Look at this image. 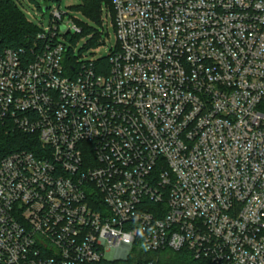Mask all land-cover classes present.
Here are the masks:
<instances>
[{"label":"built area","instance_id":"1","mask_svg":"<svg viewBox=\"0 0 264 264\" xmlns=\"http://www.w3.org/2000/svg\"><path fill=\"white\" fill-rule=\"evenodd\" d=\"M112 3L105 74L61 5L0 39V129L37 141L0 155V264H264V0Z\"/></svg>","mask_w":264,"mask_h":264},{"label":"trees","instance_id":"2","mask_svg":"<svg viewBox=\"0 0 264 264\" xmlns=\"http://www.w3.org/2000/svg\"><path fill=\"white\" fill-rule=\"evenodd\" d=\"M55 1L58 2V5H61L62 0ZM38 7L40 8L39 5ZM105 7L109 14H111L113 20L115 11L112 0H80L79 4L71 8L83 14L89 21L101 25V23H103L102 15ZM75 23L82 28V33L76 35L89 36L85 45L80 49L81 54L103 43V33L91 26L90 23L81 20H76ZM41 30L42 28L40 26L28 20V17L20 8L18 0H0V39L5 46L19 49L24 47L29 48L35 44L43 46L44 43H54L56 37L55 39L47 37V39L39 40L37 35ZM73 36H75V34L71 35L70 39H72ZM67 38L69 37L67 36ZM72 49V47L69 49L66 58V65L69 71H74L73 69L77 68L78 62V57L75 56ZM110 57L111 54L109 53L107 56L98 59L87 58L86 61L88 65L92 66L96 73L105 74L109 71L111 66ZM91 60L93 62H90ZM33 141L37 144V141L30 135L19 130L7 131L5 129H0V155H6L20 149L34 150L35 144H32ZM168 254L167 257L161 260L162 264H202L200 261L193 259L186 251H169ZM149 257H151V255H149Z\"/></svg>","mask_w":264,"mask_h":264},{"label":"rangeland","instance_id":"3","mask_svg":"<svg viewBox=\"0 0 264 264\" xmlns=\"http://www.w3.org/2000/svg\"><path fill=\"white\" fill-rule=\"evenodd\" d=\"M80 0H62L61 1V8L64 11H67L68 14L65 17V23L70 26L72 22H75L76 20L85 21L87 23H90L91 26L98 29L103 33L102 35V44H100L96 48H91L89 51H86L85 53L81 54L80 49L85 45L87 40L89 39V36H79L75 35L71 38L69 35L66 39V43L68 45H71L75 56L78 57V59H98L104 56H107L110 53V49L112 46L117 45L118 39L115 32V28L113 26L112 18L108 12V10L104 9L103 15H102V22L101 25L96 24L92 21H89L86 17L83 16L80 12L75 11L73 8H71L74 5L79 4ZM18 3L20 5V8L22 11L26 14L28 17V20L35 25L40 26L41 28L47 27L50 24V18L52 10L58 5V2L55 0H18ZM40 6V8L38 7ZM47 7V11H44V8ZM105 30V31H104ZM104 31V32H103ZM168 255V252H166L163 256Z\"/></svg>","mask_w":264,"mask_h":264},{"label":"water","instance_id":"4","mask_svg":"<svg viewBox=\"0 0 264 264\" xmlns=\"http://www.w3.org/2000/svg\"><path fill=\"white\" fill-rule=\"evenodd\" d=\"M44 11H45V12L47 11V7L44 8Z\"/></svg>","mask_w":264,"mask_h":264}]
</instances>
